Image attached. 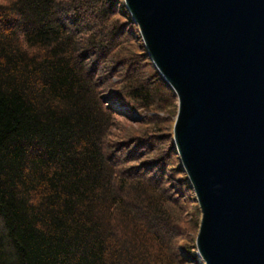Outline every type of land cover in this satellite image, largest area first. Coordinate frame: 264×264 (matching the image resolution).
Instances as JSON below:
<instances>
[{
	"label": "trees",
	"instance_id": "1",
	"mask_svg": "<svg viewBox=\"0 0 264 264\" xmlns=\"http://www.w3.org/2000/svg\"><path fill=\"white\" fill-rule=\"evenodd\" d=\"M176 114L124 0H0V264H200Z\"/></svg>",
	"mask_w": 264,
	"mask_h": 264
},
{
	"label": "water",
	"instance_id": "2",
	"mask_svg": "<svg viewBox=\"0 0 264 264\" xmlns=\"http://www.w3.org/2000/svg\"><path fill=\"white\" fill-rule=\"evenodd\" d=\"M174 91L200 264H264V0H124Z\"/></svg>",
	"mask_w": 264,
	"mask_h": 264
},
{
	"label": "rangeland",
	"instance_id": "3",
	"mask_svg": "<svg viewBox=\"0 0 264 264\" xmlns=\"http://www.w3.org/2000/svg\"><path fill=\"white\" fill-rule=\"evenodd\" d=\"M106 106H111V104L109 102H105ZM114 108L117 112H121V110H123V108L120 107V104L119 103H115L114 105ZM178 108V106H177ZM141 114H146V112H142ZM162 115V114H160ZM176 118V117H175ZM132 126V127H137L136 124H134V122H130V124H128L127 122H124L122 120H119L118 121V125H117V128L114 130V134L115 135H119V133L121 134V130H122V126ZM174 126V125H173ZM172 134H173V130H172ZM194 195V193H193ZM195 198V196H194ZM200 218H201V214H200ZM197 236V235H196ZM196 236H195V241H196Z\"/></svg>",
	"mask_w": 264,
	"mask_h": 264
}]
</instances>
